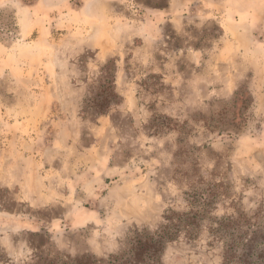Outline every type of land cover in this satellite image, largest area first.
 I'll return each instance as SVG.
<instances>
[{"label": "rangeland", "instance_id": "obj_1", "mask_svg": "<svg viewBox=\"0 0 264 264\" xmlns=\"http://www.w3.org/2000/svg\"><path fill=\"white\" fill-rule=\"evenodd\" d=\"M167 225L157 264H264V0H0V264Z\"/></svg>", "mask_w": 264, "mask_h": 264}, {"label": "trees", "instance_id": "obj_2", "mask_svg": "<svg viewBox=\"0 0 264 264\" xmlns=\"http://www.w3.org/2000/svg\"><path fill=\"white\" fill-rule=\"evenodd\" d=\"M167 219L173 218L172 216H167ZM171 229L172 227L167 225L157 232L155 236L147 237L148 241H138L139 246L133 249V253L130 256L123 254L121 256L110 257L108 260L85 259L79 260L78 264H157L159 262L157 260L159 246L163 242L173 239L174 234H171Z\"/></svg>", "mask_w": 264, "mask_h": 264}]
</instances>
